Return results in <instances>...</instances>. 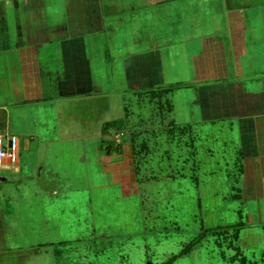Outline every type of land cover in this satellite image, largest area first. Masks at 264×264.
Wrapping results in <instances>:
<instances>
[{"label":"rangeland","instance_id":"rangeland-1","mask_svg":"<svg viewBox=\"0 0 264 264\" xmlns=\"http://www.w3.org/2000/svg\"><path fill=\"white\" fill-rule=\"evenodd\" d=\"M45 1L65 17L67 0ZM101 1L137 8L144 46L150 36L163 54L165 82L155 90L127 89L124 57L113 58L123 52L105 56V33L91 40L108 59L107 71H96L111 109L104 120L92 107L84 111L91 116L88 127L70 120L73 110L65 104L61 137L47 119L53 109H46L42 140L48 142L27 156L36 163L32 177L24 166L0 168V264H264V202L243 190L249 178L242 180L239 169L241 122L203 121L197 106L192 113L193 57L203 50L200 37L229 40V6L223 0ZM120 15L127 23L119 42L131 46L135 15L129 9ZM246 15L249 54L243 75L234 78L256 90L264 83V7ZM163 91L158 105L152 99ZM115 120L118 127L102 135L103 121ZM109 140L118 151L106 152ZM110 162L121 163L107 172Z\"/></svg>","mask_w":264,"mask_h":264},{"label":"crops","instance_id":"crops-1","mask_svg":"<svg viewBox=\"0 0 264 264\" xmlns=\"http://www.w3.org/2000/svg\"><path fill=\"white\" fill-rule=\"evenodd\" d=\"M166 2L150 0V5ZM233 2H221L229 6L226 8L229 40L217 35L200 37L203 50L193 57L196 77L192 87V113L196 114L197 106L203 121L237 119L241 122L243 158L239 169L242 180L249 178V188L243 190L249 199L264 202V83L256 90H246L244 84L234 78L243 75L242 59L249 54L246 10L257 5L264 7V0ZM128 9L136 18L131 19L135 24L134 32L131 31L135 44L131 46L124 42L121 45L122 40L118 39L121 26L127 23L126 16L120 14ZM63 14L64 18L56 4L49 5L45 0H0V136L18 142L16 162L6 161L1 169L14 168L18 172L24 166L25 174L32 177L30 167L35 168L36 163L33 165L31 157L27 160V156L29 152H38L40 145L48 142L42 140L49 126L43 115L50 107L52 117L47 119L52 120L51 129L60 137L64 133L62 106L65 104L70 105L68 110H73L66 115L72 121L81 120L89 127L90 115L83 114L86 115L84 111L90 107L91 113L98 112L97 117L104 120L111 101L104 78L99 77L96 68L107 71L108 59L101 57L97 44L91 41L94 37L101 41V34L105 33L109 47L105 50L102 45L104 54L123 52L114 54L113 58L124 57L127 89L155 90L165 82L163 54L150 36L144 46V29L137 21L136 7L114 1L103 6L101 0H67ZM128 52L136 53L129 55ZM230 77L234 80L228 81ZM171 90V87L164 88L165 93ZM164 91L161 95L154 94L152 100H157L158 105ZM166 107L171 112L172 106L167 104ZM159 109L163 113V108ZM58 119L63 121L60 123ZM120 163H106L105 170L112 172L110 166ZM43 168L42 164L39 170ZM240 192L243 193L242 189Z\"/></svg>","mask_w":264,"mask_h":264},{"label":"built area","instance_id":"built-area-1","mask_svg":"<svg viewBox=\"0 0 264 264\" xmlns=\"http://www.w3.org/2000/svg\"><path fill=\"white\" fill-rule=\"evenodd\" d=\"M18 156V142L15 139L5 140L0 136V168L4 167L6 161L14 163Z\"/></svg>","mask_w":264,"mask_h":264},{"label":"trees","instance_id":"trees-1","mask_svg":"<svg viewBox=\"0 0 264 264\" xmlns=\"http://www.w3.org/2000/svg\"><path fill=\"white\" fill-rule=\"evenodd\" d=\"M104 127H105V130H103L104 132L106 131V129H109V128L111 129L112 127H118V121L115 120V121L107 122ZM112 144L113 143L110 141L109 142V146L106 148V152L109 153V154L111 153L112 150L116 149L118 151V148H113Z\"/></svg>","mask_w":264,"mask_h":264}]
</instances>
